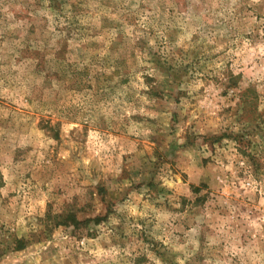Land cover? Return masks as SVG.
<instances>
[{
	"label": "rangeland",
	"instance_id": "1",
	"mask_svg": "<svg viewBox=\"0 0 264 264\" xmlns=\"http://www.w3.org/2000/svg\"><path fill=\"white\" fill-rule=\"evenodd\" d=\"M0 264H264V0H0Z\"/></svg>",
	"mask_w": 264,
	"mask_h": 264
},
{
	"label": "trees",
	"instance_id": "2",
	"mask_svg": "<svg viewBox=\"0 0 264 264\" xmlns=\"http://www.w3.org/2000/svg\"><path fill=\"white\" fill-rule=\"evenodd\" d=\"M194 189H195V191H199L200 188L199 187H195ZM22 242H23L22 240H18V243H19L18 246H20L21 248L25 246V244L24 243L22 244Z\"/></svg>",
	"mask_w": 264,
	"mask_h": 264
}]
</instances>
